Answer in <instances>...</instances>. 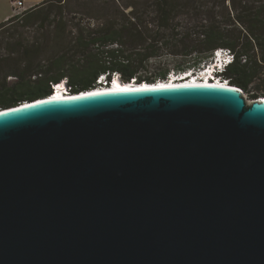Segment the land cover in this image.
Masks as SVG:
<instances>
[{
  "label": "water",
  "instance_id": "obj_1",
  "mask_svg": "<svg viewBox=\"0 0 264 264\" xmlns=\"http://www.w3.org/2000/svg\"><path fill=\"white\" fill-rule=\"evenodd\" d=\"M156 83L0 110V264H264V98Z\"/></svg>",
  "mask_w": 264,
  "mask_h": 264
},
{
  "label": "trees",
  "instance_id": "obj_2",
  "mask_svg": "<svg viewBox=\"0 0 264 264\" xmlns=\"http://www.w3.org/2000/svg\"><path fill=\"white\" fill-rule=\"evenodd\" d=\"M102 1L94 20L87 17L74 23L75 35L66 33L67 23L57 26L56 44L65 45L61 38L70 36L67 50L76 54L56 56L49 68L54 72L35 84L0 93V108L49 96L52 83L64 79L74 93L96 87L101 75H107L109 81L115 73L124 82L167 80L173 71H198L219 48L234 53V62L222 76L243 91L258 82L255 88L260 92L253 97L264 96V0ZM62 2L44 0L23 15L0 23V29L19 20L25 25L35 23L43 19L42 5L59 7ZM164 49L180 61L173 65L163 62Z\"/></svg>",
  "mask_w": 264,
  "mask_h": 264
},
{
  "label": "rangeland",
  "instance_id": "obj_3",
  "mask_svg": "<svg viewBox=\"0 0 264 264\" xmlns=\"http://www.w3.org/2000/svg\"><path fill=\"white\" fill-rule=\"evenodd\" d=\"M43 1L25 0L27 2L25 5L34 6ZM122 1L132 4L142 2V0ZM103 5L102 0H63L59 7L42 5L40 9L44 10L42 11L44 13L43 19L35 23L25 25V22L19 20L14 25L9 24L0 29V93L21 84H35L39 79L54 72L49 68L56 56L62 53L70 54V56L75 55V52L67 50L72 39L70 36H65V40L61 38L60 42L65 45L56 44L59 42L58 39H55L58 24L63 22L66 25L67 23L66 33L70 34L71 32L75 35L74 23L81 18H95L99 15ZM131 9L132 7L129 8V10ZM50 10L52 15L48 13ZM15 14L16 10L12 0H0V23L16 16ZM73 17L75 19L71 21L70 18ZM164 52L163 62L173 65L180 61L179 57L167 54V49H164ZM159 58L161 61V57ZM257 83L251 85L249 90L244 91L249 102L258 99L253 97V94L260 92L255 88Z\"/></svg>",
  "mask_w": 264,
  "mask_h": 264
},
{
  "label": "built area",
  "instance_id": "obj_4",
  "mask_svg": "<svg viewBox=\"0 0 264 264\" xmlns=\"http://www.w3.org/2000/svg\"><path fill=\"white\" fill-rule=\"evenodd\" d=\"M14 4V8L16 10V16H21L24 14V12L28 9L25 6L24 0H12ZM222 57L224 62H220L219 58ZM234 60V53L228 49V48H219L216 49L213 53L212 58L204 64L201 69L196 71L195 73V79L198 77H204L206 76L207 80L210 77H213L217 75H222L225 73L226 69L228 66H226L225 62H231ZM195 72V71H194ZM186 74V73H185ZM116 77H118V74H114ZM183 75L181 73H176V72H171L168 75V78L170 81L175 80L177 78H181ZM212 79V78H211ZM98 81H102L103 83H100L99 86H107L108 80L106 78V75H101L98 79ZM134 81V80H133ZM230 82V79L223 78L222 84ZM54 88V92H57L60 90L61 93L66 92L67 94L69 93H74L75 91L73 90V86L68 83L67 79L62 80L58 84H52ZM245 96V95H244Z\"/></svg>",
  "mask_w": 264,
  "mask_h": 264
},
{
  "label": "bare ground",
  "instance_id": "obj_5",
  "mask_svg": "<svg viewBox=\"0 0 264 264\" xmlns=\"http://www.w3.org/2000/svg\"><path fill=\"white\" fill-rule=\"evenodd\" d=\"M193 76H195V74H192L191 76L189 75H187V76H185V78H177V79H175L174 81H173V83H172V85H175V84H180V83H182V82H185L186 81V83H184V84H189L190 83V81H189V79L191 78V77H193ZM204 78L203 77H198V78H196V79H194V83L193 84H203L202 82L203 81H205V80H203ZM116 82H117V85H115V87L116 88H123V89H126V88H133L134 86H136V85H143V83H145V86H147V85H149V84H153V83H148V82H143V83H140V84H138V83H136V81H133L132 83L133 84H128V83H131V82H122V80H119V79H117L116 80ZM135 83V84H134ZM159 83H161V85H165V84H168L169 83V81H167V80H160L159 81ZM218 84V86L219 85H221L222 84V82L220 81V82H216L214 79H211L210 77L208 78V80L206 81V84ZM154 84H158V83H154ZM222 85H225V86H230V87H235V88H238V86H236V85H233V84H231L230 82H228V83H225V84H222ZM129 86H131V87H129ZM109 88H111V84H109V85H107V86H96V87H94V88H92V89H89V90H85V91H82V92H79V93H69V94H67L66 92H63V93H61L60 92V90H58L57 92H56V94L54 95V97H59V98H61V97H65V96H74V95H78V94H80V93H86V92H100L101 90H105V89H109ZM54 93V92H53ZM243 93H244V91H243ZM244 95H245V93H244ZM49 97V96H48ZM53 97V98H54ZM261 98H264V96L263 97H261ZM29 101H26L25 103H28ZM250 102H253V101H250ZM4 108H0V110H3Z\"/></svg>",
  "mask_w": 264,
  "mask_h": 264
},
{
  "label": "clouds",
  "instance_id": "obj_6",
  "mask_svg": "<svg viewBox=\"0 0 264 264\" xmlns=\"http://www.w3.org/2000/svg\"><path fill=\"white\" fill-rule=\"evenodd\" d=\"M219 60H220V62H224V60H223V58L222 57H220L219 58ZM234 62V60L233 61H231V62H225L226 63V66H229L231 63H233ZM190 71H192L193 72V74H195L196 73V71L194 72L193 70H189V72ZM188 72V71H187ZM181 73V75L183 74V73H186V72H180ZM222 76V75H221ZM223 77V76H222ZM106 78H107V75H106ZM119 79L118 77H116L115 75H113V78L111 79V80H109L108 81V83H110V82H112V84H114L115 83V79ZM224 78V77H223ZM99 79V78H98ZM107 80H108V78H107ZM170 79L169 78H167V81H169ZM60 83V82H59ZM52 84H56V83H52ZM100 83L98 82V80H97V85H99ZM111 84V85H112ZM96 85V86H97ZM109 85V84H108ZM52 92H54V88H53V86H52ZM52 95V94H51ZM50 96V95H49Z\"/></svg>",
  "mask_w": 264,
  "mask_h": 264
},
{
  "label": "crops",
  "instance_id": "obj_7",
  "mask_svg": "<svg viewBox=\"0 0 264 264\" xmlns=\"http://www.w3.org/2000/svg\"><path fill=\"white\" fill-rule=\"evenodd\" d=\"M24 2H25V0H24ZM27 2H25V4H26ZM33 3V2H32ZM34 4V3H33ZM26 6V8H31V7H33L32 5H25ZM35 6V5H34Z\"/></svg>",
  "mask_w": 264,
  "mask_h": 264
},
{
  "label": "snow or ice",
  "instance_id": "obj_8",
  "mask_svg": "<svg viewBox=\"0 0 264 264\" xmlns=\"http://www.w3.org/2000/svg\"><path fill=\"white\" fill-rule=\"evenodd\" d=\"M123 90L132 91L133 89H123ZM54 99H59V97H54ZM26 107H28V106H26Z\"/></svg>",
  "mask_w": 264,
  "mask_h": 264
}]
</instances>
